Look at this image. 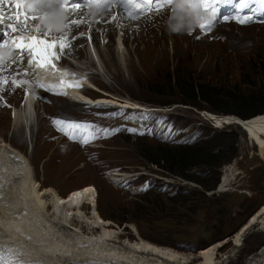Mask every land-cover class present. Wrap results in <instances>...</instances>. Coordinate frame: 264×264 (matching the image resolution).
Segmentation results:
<instances>
[{
    "label": "rangeland",
    "instance_id": "1",
    "mask_svg": "<svg viewBox=\"0 0 264 264\" xmlns=\"http://www.w3.org/2000/svg\"><path fill=\"white\" fill-rule=\"evenodd\" d=\"M172 13L176 12L166 9L159 14L146 15L147 18H141L143 23L138 22L142 24L139 29L155 25L161 27L169 22L171 15H175ZM125 21L130 20L127 18ZM100 24L101 20L97 26ZM230 24L218 25L209 34L198 28L191 34H172L167 27L157 29L147 34L145 43L150 40L147 48L135 43L132 28L124 40L119 39L117 28L111 41L115 56L110 54L107 36L100 33V28L96 29L98 44L91 41L87 31L90 27L69 33L72 43L66 52L70 54L60 63L79 71L78 74L83 75L81 80H88L86 91L89 97L129 101L149 111L119 110L110 104H76L66 96L47 94L38 85L31 86L26 78L24 81L32 88L38 103L32 129L35 151L29 149L30 145L22 142L21 134L14 131L13 112L24 104L26 95L25 86L20 88L12 83L0 89V145L8 142L18 148L20 151L13 149L22 155L24 161H32L42 188L54 187L60 196L95 186L98 196L94 203L85 202L84 209L93 217L98 207L102 219L105 218L104 224L111 223L123 245H126L127 234L132 235L130 239L133 240L139 231L155 242L176 246L175 249L190 257L192 262L189 264L203 261L198 256L200 251L206 250L204 248L214 249V264H247L248 260L264 251V223L248 228L240 242L235 238L236 233L249 222L250 215L264 202V113L251 120H243L232 114L209 110L205 103L198 107L184 103L159 105L149 102L162 99L152 92L157 86L173 90L172 85L177 82L174 70L181 61L189 64L195 76L201 77L205 83L219 85L215 87L217 90L224 91L220 84L226 83L230 86L237 84L238 88H252L244 80L258 81L257 69L248 61L264 55V24L245 27ZM26 65L25 60L23 63L18 61L16 69ZM31 75L39 78L34 71ZM226 89L237 92L232 87ZM65 90L68 91L67 88ZM219 98L223 97L219 95ZM59 117L92 120L108 129L124 124L125 129L114 136L110 134L97 146L76 147L66 143L53 128L52 121ZM138 118L148 125L146 136L127 132L129 121ZM150 125L153 131L149 130ZM216 135L230 136L222 144L228 154L235 152V157L230 162L218 159L216 162L220 165H210V172H205V166L194 169L196 175L206 177V180H218L214 189H206L199 182L169 173L147 162L140 154L191 143L207 149L217 143L211 141ZM204 148L201 147L200 151ZM116 172L130 177L122 182L111 181L108 177ZM170 197L175 198L174 204ZM115 216L126 220H113ZM43 225L38 221V228H43ZM16 233L21 238L25 235L19 229ZM42 233L45 235L42 241L47 247L38 249L49 251L52 247L54 252L58 251L57 254L60 252L62 256L65 254L71 258L87 257L86 254L100 250L92 244H76L68 232L53 223ZM220 235L223 237L217 238ZM29 241L28 244L36 243L33 237ZM57 242L59 246L54 244ZM97 256L101 257L100 254Z\"/></svg>",
    "mask_w": 264,
    "mask_h": 264
},
{
    "label": "bare ground",
    "instance_id": "2",
    "mask_svg": "<svg viewBox=\"0 0 264 264\" xmlns=\"http://www.w3.org/2000/svg\"><path fill=\"white\" fill-rule=\"evenodd\" d=\"M164 11L165 10L160 13ZM112 16H116L117 19L113 21L111 19ZM147 17L148 16H144L143 19ZM70 19L83 20L85 23L80 29L83 30L86 27H90V29L87 30L89 33H87L89 34L91 41L96 42V44H98V34H96V29L100 28V33L102 32L107 36V48L113 56H115V53L113 51L111 41L117 28L119 29V39L122 38L123 40L129 37V30L132 28L131 35L135 43L144 45V47L147 48V42L149 40L148 39L145 43L147 34L157 29L164 30L167 27L166 24L162 23L163 25L161 27H157L155 25L139 29L142 25L140 23H143L144 21L143 19H128L130 21L126 22L125 19L127 18L120 11H116L114 9L110 13L103 16H94L89 9H81L75 13H71ZM100 20L102 21V25L100 24V27H98L97 24ZM110 20L113 21L111 24L109 22ZM4 23L8 22L5 21ZM235 25L245 27L237 24ZM60 62L61 61L57 64L59 70L55 73L43 69L35 71L44 81L54 85L60 84V72L63 71H67L69 73L68 76L64 77L66 81L81 82L82 88L66 87L68 89V94L66 96L67 99H71L76 104L98 106L100 104L107 105V103H110L124 105V107L134 109L140 108L129 101L122 102L119 100H109L108 98L93 99L89 97L86 91V83L88 80H81L83 75L78 74L79 71H74L68 67H64ZM26 69L27 72L31 70V68L26 66V68L24 67L22 69H13L12 72H14V76L20 81L30 78L32 82H36V79L31 77L29 74L26 76L23 75ZM17 73L20 74L18 75ZM27 86L24 104L18 109L19 111L16 110L13 112L15 122L14 131L20 133L22 142L24 141L25 144L27 143L30 145L29 149L35 151L33 139L34 132H32V129L37 118L38 103L34 96V92L28 83ZM34 118L35 121L33 122ZM3 142L6 141L3 140ZM69 145L78 146L73 143H70ZM13 148L16 150L18 149L8 142L0 145V155L3 156V166L6 173L5 180L8 182L5 187V193L8 196L7 203L5 204L0 202V249H10L15 256H17L20 260L26 261L27 264H189L192 262L189 256L181 252L182 250L175 249L176 246L170 247L168 245L155 242L148 237H145L139 231H136L137 237L133 240L130 239L133 238L132 235L127 234L126 236L128 238L127 240L125 239L126 245H123L120 241H118L120 236L116 234L118 232H115L111 223L104 224V219H102L98 207L96 212L94 210L93 217H90L84 209V207H86L84 204L85 202L94 203L96 195L98 196V191L95 186L84 188L81 191L70 195L67 194L68 196H60L59 192L54 187L42 188V185L37 179L36 170L31 164L32 161L30 162L26 159L24 161L21 157L22 155L20 153H16ZM10 157H17L18 161L14 162L10 159ZM129 177L130 176L127 174L116 172L108 178L114 182H122L128 180ZM77 193L79 195H74ZM50 206L51 208H49ZM94 208L96 209V203L94 204ZM50 209L52 210L50 211ZM263 216L264 203L258 208L256 213L249 218V222H246V225L241 229V231L236 233L237 235L235 238L240 242L243 234L248 230V228L256 225V223H264ZM38 221H41V223L44 224L43 228H38ZM52 223L59 229L68 232L70 238L76 240V244H92L96 249L100 250L97 252L95 250L96 253L94 254H90L88 252L89 255L86 254L87 257L74 256V258H71L65 256V254L62 256L60 252L57 254L58 251L54 252L52 247H50V252L48 250L38 249L40 246L47 247L45 241H42L45 237L42 232H44V230L46 231V228L50 227ZM17 229L24 232L25 235L23 238L19 237L16 233ZM92 232H94V234ZM63 233L65 234V232ZM31 237H33V240L36 242L35 244H28V242L31 241H29V238ZM70 238L69 241L71 240ZM54 244L58 245V242ZM62 246L63 245L61 244L60 247ZM204 249L206 250L201 249L202 251H200L198 256L200 259H203L200 264H214V260L212 258L215 254L214 249ZM97 254H100L101 257L97 256ZM247 264H264V251L262 254L248 260Z\"/></svg>",
    "mask_w": 264,
    "mask_h": 264
},
{
    "label": "snow or ice",
    "instance_id": "3",
    "mask_svg": "<svg viewBox=\"0 0 264 264\" xmlns=\"http://www.w3.org/2000/svg\"><path fill=\"white\" fill-rule=\"evenodd\" d=\"M8 0H0V4L7 3ZM17 11L13 15H5L0 11V72L7 70L8 62L23 63L27 59V66L33 70H46L52 73L57 72L58 62L69 55L66 49H70L72 41L69 39V33L79 30L84 21L80 19H70V14L87 7L92 15L103 16L110 13L115 8H121L123 13L129 18L136 20L149 13L159 14L161 11L171 8L176 12L174 5L180 0H13ZM233 0H188L189 6L198 9L201 13L209 16L208 23L199 25V29L204 31L213 27V21L218 13V5L232 4ZM256 3L264 7V0H240L236 7L243 11L250 4ZM7 19L11 23L5 24ZM111 19L115 21L116 16ZM235 20L240 24H247L252 21V17L225 16L224 20ZM36 33L33 35L32 33ZM191 34L192 31H188ZM82 35V33H81ZM73 37L72 39H76ZM18 75L20 73H17ZM27 69L23 75H27ZM67 71L60 72L61 80L59 85H43L37 82L39 87L49 91H56L57 94L67 95L64 91L66 87L79 88V81L68 82L64 77L68 76ZM7 79L0 76V86L6 85ZM16 87L26 83V81L11 82ZM58 127L66 122L57 120ZM69 135L75 139L77 134L83 133L86 137L85 143L89 142V130L82 129L81 125L69 123ZM61 130L64 129L61 127ZM92 134L91 138H94ZM12 161H18L17 157H10ZM5 171L3 166V156L0 155V202L7 203L8 196L5 193L7 181L5 180ZM74 195H79L74 194ZM0 264H27L20 260L10 249H0Z\"/></svg>",
    "mask_w": 264,
    "mask_h": 264
},
{
    "label": "trees",
    "instance_id": "4",
    "mask_svg": "<svg viewBox=\"0 0 264 264\" xmlns=\"http://www.w3.org/2000/svg\"><path fill=\"white\" fill-rule=\"evenodd\" d=\"M248 64L257 69L256 76L258 81L250 78L244 80V83L252 88H238L237 84L236 86H230L226 83L220 84V86H223L221 88L224 89L222 91L215 88L219 85L205 83L201 77L195 76L196 74L189 64L183 63V61L178 62L174 70L177 82L172 85L173 90H163L157 86L152 92L162 97V99H153L149 100V102L159 105L184 103L198 107H202L201 103H205L208 105V109L214 112L232 114L243 120H251L264 113V55H258L250 59ZM226 87H232L237 92L234 93V91L232 92ZM219 95L223 98H219ZM227 138H230V136H213L211 141L217 143L207 149L204 146L191 143L175 145L177 146L176 148L162 147L154 153L144 151L140 154L147 162H152L169 173L199 182L206 189H214L218 184V180H206V177L196 175L194 169L205 166L207 168L205 172H210V165H220V162H216L218 159L219 161L221 159V161L230 162L235 157V152L228 154V151L225 150L226 148L222 143ZM201 147L204 148L203 151H200L202 150L200 149ZM170 200L173 203L175 198L170 197ZM112 219L120 222L126 220L125 217L117 218L116 216ZM221 237L223 236L220 235L217 238Z\"/></svg>",
    "mask_w": 264,
    "mask_h": 264
},
{
    "label": "clouds",
    "instance_id": "5",
    "mask_svg": "<svg viewBox=\"0 0 264 264\" xmlns=\"http://www.w3.org/2000/svg\"><path fill=\"white\" fill-rule=\"evenodd\" d=\"M174 7L176 9V14L171 15L169 22L166 24L167 30L172 34L194 31L200 24L206 22V18L198 9L189 6L188 0H180Z\"/></svg>",
    "mask_w": 264,
    "mask_h": 264
},
{
    "label": "water",
    "instance_id": "6",
    "mask_svg": "<svg viewBox=\"0 0 264 264\" xmlns=\"http://www.w3.org/2000/svg\"><path fill=\"white\" fill-rule=\"evenodd\" d=\"M263 203H264V202H263ZM263 203H262V204H263ZM262 204H261L260 206H262ZM260 206H259V207H260ZM259 207H258V208H259ZM258 208H257V209L251 214V216H252L253 214L256 213V211L258 210ZM251 216H250V217H251ZM250 217H249V218H250Z\"/></svg>",
    "mask_w": 264,
    "mask_h": 264
}]
</instances>
